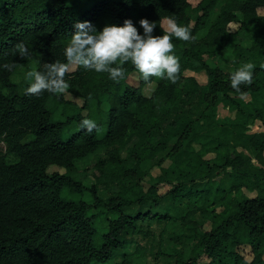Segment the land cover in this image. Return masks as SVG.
<instances>
[{"label":"trees","instance_id":"trees-1","mask_svg":"<svg viewBox=\"0 0 264 264\" xmlns=\"http://www.w3.org/2000/svg\"><path fill=\"white\" fill-rule=\"evenodd\" d=\"M76 3L0 0V66L14 65L0 67V264H264V130H251L264 121V0ZM129 18L141 34L142 18L156 22L154 35H163L162 19L191 26L194 40H172L175 83L160 79L145 95L153 78L144 81L131 63L120 82L75 66L66 80L79 105L63 94L26 95L28 85L13 78L28 71L18 42L39 52L35 70L44 71L65 61L77 21L102 30ZM245 63L256 65L253 82L237 92L231 73ZM186 68L203 69L206 81ZM133 71L137 85L127 81ZM50 98L63 118L52 117ZM219 103L233 115L219 116ZM85 118L102 131L82 129ZM89 155L94 165L81 169ZM50 164L64 171L48 173ZM158 183L168 188L159 192Z\"/></svg>","mask_w":264,"mask_h":264},{"label":"clouds","instance_id":"clouds-1","mask_svg":"<svg viewBox=\"0 0 264 264\" xmlns=\"http://www.w3.org/2000/svg\"><path fill=\"white\" fill-rule=\"evenodd\" d=\"M139 25L143 28L142 34L130 18L125 19L122 25L106 24L102 30H97L91 21H77L74 24L75 32L65 48V61L46 63L44 71L33 69L27 72L25 78L30 83L25 94L40 96L43 92L57 95L66 93L70 87L66 76L72 66L108 73L111 80L120 82L125 79V65L131 63L146 82L155 77L175 83L179 79L181 65L172 40L173 37L185 42L194 40L191 26L172 21L169 28L160 25L163 35H154L155 21L142 18ZM14 52L22 59L32 56V51L23 41L15 45ZM0 67L11 71L14 65L5 63ZM255 67L253 63H245L233 71L231 87L241 92L242 85H250ZM81 128L90 134L94 130L97 133L102 131L95 120L88 118L82 120Z\"/></svg>","mask_w":264,"mask_h":264},{"label":"rangeland","instance_id":"rangeland-1","mask_svg":"<svg viewBox=\"0 0 264 264\" xmlns=\"http://www.w3.org/2000/svg\"><path fill=\"white\" fill-rule=\"evenodd\" d=\"M84 1L86 0H69V2L73 5H77L76 2L78 3H83ZM192 3H196L197 0H190ZM81 4H78L77 6H80ZM258 11L261 13V12H264V8H258ZM170 23L171 21L168 20V19H162V25L164 28H169L170 27ZM193 23V22H192ZM238 26H239V22L237 21H231L228 23V29L232 32L236 31L238 29ZM198 36H202L203 33L202 32H199L197 33ZM238 41V37H236L235 39H233L232 41L228 42L227 46H226V49L224 51V53L222 54V57L220 59H217V61L220 62V65H223V66H226L231 57H232V49H233V44H235V42ZM30 50L32 51V56L29 57V58H25L27 59V61H29L28 63V71H31L33 69H35V66H36V63L39 59V52L36 50V49H33V48H30ZM75 68V66H72L71 70L72 71L73 69ZM228 68V67H227ZM27 72H24V74H14L13 75V78L15 80H21L23 81V83H26L28 86H29V81L25 78L26 77V73ZM182 73L185 75V76H190V75H193L196 80L200 83H204L206 81V73L205 71L202 69V70H199V71H195L191 68H186L185 70L182 71ZM160 79L158 78H155L153 77V80L150 81V82H147L145 83L143 86H142V92L145 94V95H150L155 87H156V84L157 82L159 81ZM127 81L130 82L131 84H135L137 85L138 84V77H137V74L136 72H132L130 73V75H128L127 77ZM64 98H67V99H72L74 100L75 102H77L79 105L82 103V98L76 96V95H73L72 93H70L68 90L66 93L63 94ZM244 97L246 99L249 98V94H245ZM46 105L48 108H50L52 110V117L57 119V118H63L62 116V113H61V106L60 105H56L54 100L52 98L48 99L47 102H46ZM107 104H103V107L104 108H107ZM217 114L219 116H225V115H233V111L228 109L227 107H225L222 103H219L218 106H217ZM256 123L260 124L259 122V119L258 120H254L253 124H252V127H251V130L254 131V128L256 127ZM195 146H198L196 143H194ZM98 154H101L103 156H105V152L103 150H100L98 151ZM94 162H95V158H94V155H89L87 158L83 159L82 161H80L79 163V167L82 169L84 167H87L89 165H94ZM169 162V160L166 158L163 162V165H167ZM64 171V168L63 167H59L55 164H50L48 165L47 167V172L48 173H51L53 171ZM96 172H98V170L96 169ZM150 172L152 175H156L160 172L159 170V167L154 165L151 167L150 169ZM149 179H150V176L147 175L146 177H144L142 180H141V183L142 185L147 188L148 184H149ZM157 188H158V191L159 192H163L165 191L168 186L164 183H158L157 184ZM248 194H255L254 191L250 192V191H247ZM154 224V222L152 223ZM205 227H208V223L205 225ZM133 247L134 245L131 244L127 247V250L130 252L133 250ZM240 251L245 255L246 258H250V253L248 252V247L247 246H242L240 248Z\"/></svg>","mask_w":264,"mask_h":264},{"label":"crops","instance_id":"crops-1","mask_svg":"<svg viewBox=\"0 0 264 264\" xmlns=\"http://www.w3.org/2000/svg\"><path fill=\"white\" fill-rule=\"evenodd\" d=\"M259 122L260 124L256 123V127L254 128V130H264V121L259 120Z\"/></svg>","mask_w":264,"mask_h":264}]
</instances>
